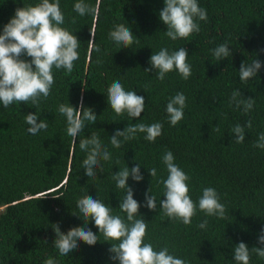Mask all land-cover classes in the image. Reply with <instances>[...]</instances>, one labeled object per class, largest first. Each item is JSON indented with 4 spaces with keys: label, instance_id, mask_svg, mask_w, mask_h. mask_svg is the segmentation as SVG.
<instances>
[{
    "label": "trees",
    "instance_id": "obj_1",
    "mask_svg": "<svg viewBox=\"0 0 264 264\" xmlns=\"http://www.w3.org/2000/svg\"><path fill=\"white\" fill-rule=\"evenodd\" d=\"M40 0H0V34L15 15L17 8L36 5ZM78 0H60L64 24L80 41L79 59L71 74L53 69L55 83L47 99L39 106L0 103V264H43L51 257L57 264H119L110 257L111 243L105 241L94 221L87 227L99 236L94 246L78 241V249L61 256L54 245L53 224L63 233L72 227H84L77 201L89 195L112 209L113 215L126 220L119 205L126 189L116 187L114 173L140 164L143 180L127 181L133 198L141 205L139 212L147 223L145 243L154 250L167 247L169 254L188 264H236L235 245L244 242L249 249L258 243L264 228V149L255 147L264 133V0H197L207 12V20L199 21L200 32L187 39L171 40L165 35L166 25L159 18L164 0H84L96 8L95 14L80 16L74 11ZM75 19V22H73ZM117 24L131 29L135 40L123 48L109 37ZM228 42L231 54L217 61L212 50ZM101 51L97 53L95 47ZM184 47L192 74L184 80L177 71L168 73L164 81L149 68L152 54L161 48L169 52ZM30 60V57H22ZM258 59L262 67L247 83L239 79L242 62ZM99 61V63L97 62ZM119 80L126 91H136L145 98L140 118L117 116L107 100V88ZM234 90L243 98L255 99L253 109L245 114L230 103ZM177 93L186 97L183 119L171 126L166 105ZM91 108L97 116L95 124L86 122L84 131L74 144L67 135L66 117L58 111L61 104ZM37 114L48 124L35 135L28 133L25 116ZM252 127H246L247 121ZM163 125L155 142L144 139V133L114 148L110 138L135 123ZM245 127V139L235 142L231 129ZM218 129V130H217ZM96 132L111 154L101 160L103 172L88 178L83 168L87 153L79 148V140ZM122 139V138H121ZM171 151L174 163L189 177L191 199L197 203L203 188H214L225 206V218L206 216L197 207L190 225L171 220L163 214L160 200L164 188L158 181L168 172L162 162ZM156 168L151 178L147 169ZM156 197V211L145 204V193ZM76 213L77 215H72ZM207 220L204 229L198 225ZM250 264H264V259L251 254Z\"/></svg>",
    "mask_w": 264,
    "mask_h": 264
},
{
    "label": "clouds",
    "instance_id": "obj_2",
    "mask_svg": "<svg viewBox=\"0 0 264 264\" xmlns=\"http://www.w3.org/2000/svg\"><path fill=\"white\" fill-rule=\"evenodd\" d=\"M164 5L159 12V18L167 27L165 35L173 41L178 38L187 39L193 33H199L201 29L197 20H207V12L198 5L197 0H164ZM74 11L84 16L95 14L96 8L86 4L84 0H78L74 4ZM64 20L60 0H40L34 6L17 8L15 15L4 25L0 34V103L4 107L7 108L13 103L29 102L38 107L42 98H48L55 83L53 69H64L66 74L72 73L74 62L79 59L80 41L61 27ZM109 37L117 45H123V48L138 42L131 29L124 24L115 25L114 30L109 32ZM95 51L99 53L101 49L97 46ZM212 54L217 61L228 58L231 54L228 42L218 45L212 50ZM25 56L31 59H23ZM188 56L184 47L173 52L161 48L150 56V67L144 71L155 70L156 78L161 82L172 71H177L184 80H187L192 74L191 65L187 62ZM261 67L258 59L250 64L242 62L239 69L240 81L247 83L257 76ZM107 100L117 116L126 113L129 118H140L145 109V98L137 95L136 91H126L119 80L107 88ZM230 103L235 104L237 109L242 107L243 112L247 114L253 109L255 99H245L240 90H234ZM186 106V97L183 93H177L169 100L166 113L171 126H176L183 119ZM58 111L66 117V132L74 144L78 135L84 131L86 122L95 124L97 119L91 108H84L82 99L79 108H74L68 103L61 104ZM37 120L36 113L25 116V122L29 125L27 131L31 135L48 127L45 120H40L39 123ZM246 127L249 129L252 127L251 120L247 121ZM162 129L163 125L159 122L150 125L144 123L127 125L123 131L116 130L114 135L109 137L110 143L114 148H120L124 142L136 139L137 133H144L145 140L155 142L162 135ZM231 133L235 134L236 143L244 141L245 127L237 124L231 129ZM254 146L264 149V133L259 134ZM79 148L87 153L82 162L85 175L88 178L97 177V170L103 172L101 160H110L111 154L102 145L96 132H91L88 138L80 139ZM162 162L168 172L166 179L158 181L164 188L165 199L160 200V207L165 216L184 225H190L198 207L206 216L225 218V206L220 202V196L214 188H203L197 206L189 195L187 182L190 177L174 163L173 153L166 151L162 156ZM140 167V164L131 169L125 167L112 176L117 188L126 189V196L119 205L121 212L126 213V220L120 215H113L112 209L101 200L85 195L77 201L78 216L83 218L84 227H72L65 234L61 232L59 224H53L52 228L56 235L54 245L61 256L76 251L78 241H83L89 246H94L98 242L99 236L87 227L91 220L105 241L115 242L111 243L109 248V252L113 253L110 259L118 261L119 264H188L186 260L169 254L167 247L156 251L151 243L144 242L147 223L143 218H137L142 217L139 212L141 205L133 198V190L127 183L129 176L136 182L143 180ZM147 170L151 178L157 176L156 168ZM144 206L156 211V197L151 194L150 188L145 193ZM206 226L207 220L198 225L201 229ZM258 243L261 247H252L251 250L244 242L235 245L233 259L236 264H250L252 253L264 259V228L261 229ZM43 264H57V261L49 257Z\"/></svg>",
    "mask_w": 264,
    "mask_h": 264
}]
</instances>
